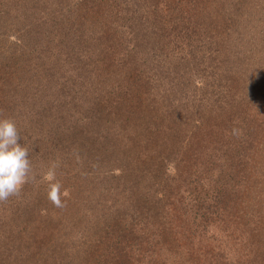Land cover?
<instances>
[{"label": "trees", "instance_id": "obj_1", "mask_svg": "<svg viewBox=\"0 0 264 264\" xmlns=\"http://www.w3.org/2000/svg\"><path fill=\"white\" fill-rule=\"evenodd\" d=\"M134 1L0 0V118L37 173L0 264H264V0Z\"/></svg>", "mask_w": 264, "mask_h": 264}, {"label": "clouds", "instance_id": "obj_2", "mask_svg": "<svg viewBox=\"0 0 264 264\" xmlns=\"http://www.w3.org/2000/svg\"><path fill=\"white\" fill-rule=\"evenodd\" d=\"M22 136L12 118H0V203L20 195L23 187L36 181L37 173L29 158V149L19 141ZM58 162H53L45 176L49 181L48 199L56 207H63L62 184L56 179Z\"/></svg>", "mask_w": 264, "mask_h": 264}, {"label": "rangeland", "instance_id": "obj_3", "mask_svg": "<svg viewBox=\"0 0 264 264\" xmlns=\"http://www.w3.org/2000/svg\"><path fill=\"white\" fill-rule=\"evenodd\" d=\"M50 2H52V4H54L55 0H48ZM67 2H71V0H67ZM117 2L119 3V8H118V18L120 20L121 23L124 22L123 17L128 15V7H132L133 11H130V15L132 14L133 16H136L137 13H134L135 10L137 9L136 7H133L134 5L137 6V1L135 2L134 0H117ZM126 11V12H125ZM141 14H143V17L145 19V21H147V18L150 16V13L147 10L141 9L140 10ZM111 13V12H109ZM127 13V14H126ZM196 43V41H194V44ZM204 42L200 41L199 43L195 44V55L197 56L199 54V51L201 54H204L205 56H210V54L212 53V56H215L216 53H213L215 51H217L216 47H211V48H207V46H203ZM171 49L167 48V52L168 54L171 55H176L182 58H185L184 56H186V54L188 53V48L185 45V43L183 42H179L176 43L175 45L171 46ZM219 49V48H218ZM208 50V51H207ZM203 80L197 79V83L199 85H201V82ZM260 125L264 126V120H259Z\"/></svg>", "mask_w": 264, "mask_h": 264}]
</instances>
